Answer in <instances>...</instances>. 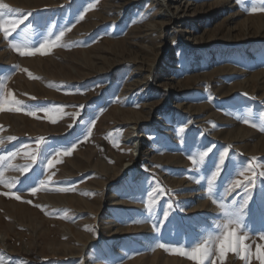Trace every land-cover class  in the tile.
<instances>
[{
	"label": "rangeland",
	"instance_id": "1",
	"mask_svg": "<svg viewBox=\"0 0 264 264\" xmlns=\"http://www.w3.org/2000/svg\"><path fill=\"white\" fill-rule=\"evenodd\" d=\"M0 4V264H261V0Z\"/></svg>",
	"mask_w": 264,
	"mask_h": 264
},
{
	"label": "snow or ice",
	"instance_id": "2",
	"mask_svg": "<svg viewBox=\"0 0 264 264\" xmlns=\"http://www.w3.org/2000/svg\"><path fill=\"white\" fill-rule=\"evenodd\" d=\"M239 2V0H238ZM261 3L264 4V0H261ZM8 8V5L6 4H0V9H6ZM9 11H12L11 9H9ZM251 11L253 13L257 12V11H264V7H260V8H256V7H253L251 9ZM3 17H4V13L3 12H0V28H3L4 29V37L5 39L8 38V35H9V32L10 31H14L16 29V26L18 24H20L22 21L20 20H13V19H9L8 21H4L3 20ZM7 22L9 25H10V28H4V23ZM64 35V32L61 31L60 34L58 36H56V40L59 41L60 40V37ZM51 45H49L48 43H41L39 45V47H37L35 49V51H28L27 53L25 52H21L20 54L21 55H34L35 53H40L41 55L45 54L46 51L48 50V48L50 47ZM16 103H20L19 101H17ZM20 109H17V111H19ZM41 111H44L45 114H47L48 112V109H41ZM29 115H35V113L33 112H29L28 113ZM12 139V138H10ZM40 140H43L44 138H39ZM64 154H67V153H64ZM2 159V158H0ZM29 159H31L33 162H35L37 160V156L36 155H29ZM53 163L52 160H48V165L51 166ZM31 165H25L24 168H23V171L24 172H27L29 171ZM213 175H215V173H213ZM252 181L249 180V183H251ZM211 183V182H209ZM236 186L239 187V182L236 183ZM246 187V186H245ZM62 191L65 190V189H61ZM33 191L35 192V189H33ZM247 191V189H246ZM17 199H19V197H17ZM215 202V201H214ZM246 202V201H245ZM168 213L165 212V216L167 217ZM229 223H237L235 220H230ZM226 229H228V224H226L224 226ZM264 238V237H262ZM244 238L243 237H239L236 235V230L233 228V229H230L228 231H226L223 235V238L221 239L220 241V246H219V252H220V256L223 257L224 256V253L226 250H236L234 248H232V244H233V241H242ZM161 247H163V245H161ZM261 247H264V246H259L257 247L256 249V254H257V258L261 261V264H264V252H261ZM208 251L203 247V246H198L196 248H194L191 253H188V255L190 256L191 259L193 260H196L198 262V264H202V261L204 259H206L208 257ZM243 259L247 260V257L246 256H243L242 257Z\"/></svg>",
	"mask_w": 264,
	"mask_h": 264
},
{
	"label": "bare ground",
	"instance_id": "3",
	"mask_svg": "<svg viewBox=\"0 0 264 264\" xmlns=\"http://www.w3.org/2000/svg\"><path fill=\"white\" fill-rule=\"evenodd\" d=\"M34 20H35V23H37V24H39V23H42V18H41V16H36V17H34ZM137 172V171H136ZM136 174V173H135ZM192 180H193V176H191L190 178H189V184L191 185L192 184ZM185 204H186V202L183 204V206H185ZM125 205H126V203H125ZM111 222H113V221H111ZM191 225V224H190ZM208 234L210 233V231L208 230V232H207ZM156 236V235H155ZM151 242V241H150ZM154 243H151L150 244V246L152 247V245H153ZM146 245V244H145ZM147 249L149 248V247H146ZM151 249V248H150Z\"/></svg>",
	"mask_w": 264,
	"mask_h": 264
}]
</instances>
